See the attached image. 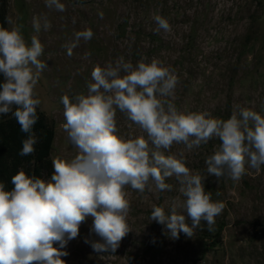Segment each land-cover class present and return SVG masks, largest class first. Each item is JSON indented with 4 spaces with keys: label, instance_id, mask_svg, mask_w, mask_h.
I'll return each mask as SVG.
<instances>
[{
    "label": "clouds",
    "instance_id": "clouds-1",
    "mask_svg": "<svg viewBox=\"0 0 264 264\" xmlns=\"http://www.w3.org/2000/svg\"><path fill=\"white\" fill-rule=\"evenodd\" d=\"M44 2L49 10L66 11L61 0ZM99 15L102 18L103 13ZM153 19L157 33L171 31L167 18L157 14ZM5 20L11 27L0 26V115L11 114L19 123L26 134L19 155L27 156L34 154L38 143L33 129L41 100L36 88L48 65L40 59L44 46L37 36L29 43L23 24ZM32 26L38 33L51 24L41 16L33 18ZM73 36L62 46L68 56L81 40L90 41L94 32L84 28ZM178 83L176 70L157 57L142 56L134 65L119 56L103 67H93L87 94L60 97L62 127L78 154L72 159L53 158L50 180L20 169L11 177V190L0 181V264H65L61 257L68 253L62 249L78 236L89 217L90 232L99 240L85 242L97 253H115L131 231L125 189L144 193L154 186L157 192L171 191L173 186L166 180L172 177L179 184L182 203H174L170 212L153 205L150 220L162 225L173 240L181 233L192 238L197 228L205 226L215 231L225 203L212 199V192L205 190L206 176L187 166L183 152L179 157L165 152L174 144L191 151L217 138L218 150L205 160L207 175L237 183L246 174V165L257 173L264 167V115L240 105L227 119L207 110H179L172 99ZM117 111L138 125L147 139L119 135Z\"/></svg>",
    "mask_w": 264,
    "mask_h": 264
},
{
    "label": "rangeland",
    "instance_id": "rangeland-1",
    "mask_svg": "<svg viewBox=\"0 0 264 264\" xmlns=\"http://www.w3.org/2000/svg\"><path fill=\"white\" fill-rule=\"evenodd\" d=\"M0 1L6 3L5 16L23 24L25 39L30 43L36 35L44 46L40 59L48 67L36 91L41 100L38 110L54 129L51 162L57 156L72 159L78 154L62 127L60 97L87 94L93 67H103L119 56L134 65L142 56L157 57L174 68L179 83L172 99L179 110H207L227 119L240 105L264 115V0H61L66 5L62 13L47 9L44 0ZM157 14L168 19L170 32L155 31ZM41 16L47 17L51 27L37 33L32 22ZM84 28L93 30V38L81 40L68 56L62 46ZM116 123L119 135L147 139L119 111ZM220 143L213 138L191 151L174 144L165 152L177 157L183 152L187 166L206 176L205 190L212 192V199L225 203L216 217L215 231L205 226L197 228L192 238L181 233L173 240L162 225L150 220L153 205L170 212L174 203H182L184 197L172 177L166 180L173 186L171 191L157 192L154 186L144 193L125 189L131 231L115 253H97L85 242L99 240L90 232L89 217L80 225L78 236L62 249L68 255L61 259L65 264H264V167L257 173L246 165V174L237 183L207 175L205 160ZM177 211L183 213L180 207ZM186 222L190 225V218Z\"/></svg>",
    "mask_w": 264,
    "mask_h": 264
},
{
    "label": "trees",
    "instance_id": "trees-1",
    "mask_svg": "<svg viewBox=\"0 0 264 264\" xmlns=\"http://www.w3.org/2000/svg\"><path fill=\"white\" fill-rule=\"evenodd\" d=\"M6 3L0 1V26L6 28ZM3 77L0 76V82ZM38 122L34 125V132L38 137V143L34 146L32 155L21 156L22 141L26 134L21 132L20 125L11 114L0 115V181L5 183L6 190H11L13 185L11 177L20 169L27 175L48 180L53 174V166L50 152L54 140V129L45 118L44 114L37 108ZM221 228L216 236L219 241Z\"/></svg>",
    "mask_w": 264,
    "mask_h": 264
}]
</instances>
